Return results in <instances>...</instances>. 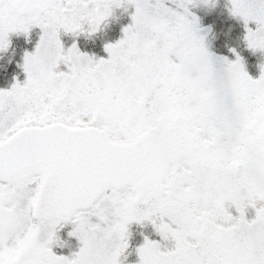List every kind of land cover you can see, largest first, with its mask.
Here are the masks:
<instances>
[{
	"label": "snow or ice",
	"instance_id": "snow-or-ice-1",
	"mask_svg": "<svg viewBox=\"0 0 264 264\" xmlns=\"http://www.w3.org/2000/svg\"><path fill=\"white\" fill-rule=\"evenodd\" d=\"M229 2L264 53V0ZM201 3L0 0V51L42 30L24 82L0 89V264H124L145 221L160 239L138 264H264V65L214 59ZM129 7L107 58L64 48ZM66 224L71 256L53 251Z\"/></svg>",
	"mask_w": 264,
	"mask_h": 264
},
{
	"label": "rangeland",
	"instance_id": "rangeland-1",
	"mask_svg": "<svg viewBox=\"0 0 264 264\" xmlns=\"http://www.w3.org/2000/svg\"><path fill=\"white\" fill-rule=\"evenodd\" d=\"M230 2L229 0H215L214 6H209L207 4L201 3L197 7L191 8V12L198 17L200 20L201 18H208L211 21H213L215 24H220L225 26V28L229 29L230 32L225 33V39L230 41L234 40L235 38V30L232 27V24L234 26L238 25L237 30L238 33L240 34L241 37L238 38L239 48L237 51V48L233 47L236 50V53H238L241 58L242 56L245 57L246 60L244 61L245 64V70L248 72V74L256 79L259 78L260 72H261V65H264V53L261 52H253L250 50L247 45L246 41L244 39L246 35V30L243 22L235 17H233L230 12ZM228 20V24L224 21ZM201 23L199 22V28L200 31L198 35L204 37L205 43L208 40L207 35L211 32V39L210 43H206L209 51L213 54V58L215 57H224V55H220L219 53H216L214 50V39L212 38V33H214L213 28H207L203 27L200 25ZM214 25V24H213ZM42 35V30L39 27H33L28 34L24 33H10L9 34V45H12V42L15 41L16 47H14L15 50H12L13 47L10 46L9 49H11L6 56L5 61L7 62L6 64L10 63L9 66H11V71L10 73H6L4 71L3 73L0 71V89H9L11 85L17 81L20 83H23L24 80L26 79V73L23 70V64H24V56L25 53H32L35 51L36 45L39 43L40 36ZM215 37V36H214ZM220 40V39H219ZM221 42V41H220ZM20 44V46H19ZM8 49V50H9ZM242 50V53L240 52ZM7 50H5L6 52ZM230 51V50H229ZM4 51H0V54L3 53ZM13 55L15 58H13ZM3 55H0V66L1 64H5L1 59H3ZM229 60H234L236 58L235 54L230 51V54L227 56ZM93 222H95V218H92ZM135 225H141L137 223H132ZM149 225L151 227V231H154V228L152 225L145 221L143 225ZM72 230V225L71 224H66L63 228H61L58 232V235L60 237V241L63 243V247L60 246H55L53 248V251L58 254V255H64V256H71V254L75 251L78 250L79 248V242L75 237H70L68 233ZM156 240H159V236L156 234ZM124 260V264H127Z\"/></svg>",
	"mask_w": 264,
	"mask_h": 264
},
{
	"label": "flooded vegetation",
	"instance_id": "flooded-vegetation-1",
	"mask_svg": "<svg viewBox=\"0 0 264 264\" xmlns=\"http://www.w3.org/2000/svg\"><path fill=\"white\" fill-rule=\"evenodd\" d=\"M133 10L134 9L132 7H129L128 11H124L123 8L114 9L113 17L109 18V20L106 21L101 26V28L92 35L81 34L79 36H74L72 34L61 33L60 39L64 48L67 49L71 47L73 43H76L77 47L82 53H86L89 56H95L96 58H107L105 45L108 43H115L119 39H121L123 35L122 29L129 23H131V13ZM199 22L203 27H212L215 31L213 46L216 53H219L220 55L223 54L224 57H227L230 54L229 50L234 49L233 47L237 48V39L241 37L240 34H237L238 30L236 27H238V25L234 26V24H232V27L234 28L236 33L234 37L236 41L234 45H232V42L226 43L227 40L224 38L225 33L230 32V30L225 28V26L215 24L209 19V16L208 18H201V20L199 19ZM225 22L228 24V22L230 21L225 20ZM207 39L208 40L206 41V43H210L211 32L207 35ZM129 257L138 259L136 250L132 254H130Z\"/></svg>",
	"mask_w": 264,
	"mask_h": 264
},
{
	"label": "trees",
	"instance_id": "trees-1",
	"mask_svg": "<svg viewBox=\"0 0 264 264\" xmlns=\"http://www.w3.org/2000/svg\"><path fill=\"white\" fill-rule=\"evenodd\" d=\"M19 46H20V44H19ZM14 47H16V46H14ZM14 47L12 50H15ZM10 50L11 49H9L6 52H4L3 54H1L4 56L3 59H1V60L3 62H5V64H1V66H0V71L2 73L4 71H6V73H8V72L10 73V71L12 70L11 66H9L10 63L6 64L7 62L5 61L6 56L8 54H10V52H9ZM7 52H8V54H6ZM15 56L13 55V58H15ZM142 226H143L142 230L136 229V228L140 227L139 225L131 224L129 226V231H130L131 235L129 238V249H128V251L131 252L130 254H132L140 245L143 244L145 236L149 237L151 235L150 230H145L146 228H149V225L144 224ZM131 260L135 261V258H131Z\"/></svg>",
	"mask_w": 264,
	"mask_h": 264
},
{
	"label": "clouds",
	"instance_id": "clouds-1",
	"mask_svg": "<svg viewBox=\"0 0 264 264\" xmlns=\"http://www.w3.org/2000/svg\"><path fill=\"white\" fill-rule=\"evenodd\" d=\"M249 205H244V207H248ZM57 246H60V247H63V243L61 241H58L57 242Z\"/></svg>",
	"mask_w": 264,
	"mask_h": 264
}]
</instances>
